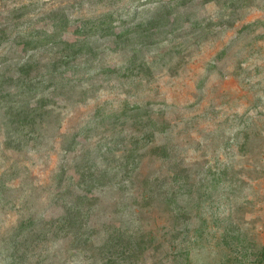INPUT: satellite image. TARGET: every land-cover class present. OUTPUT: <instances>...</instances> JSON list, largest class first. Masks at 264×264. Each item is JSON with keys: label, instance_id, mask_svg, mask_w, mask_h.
Wrapping results in <instances>:
<instances>
[{"label": "rangeland", "instance_id": "obj_1", "mask_svg": "<svg viewBox=\"0 0 264 264\" xmlns=\"http://www.w3.org/2000/svg\"><path fill=\"white\" fill-rule=\"evenodd\" d=\"M137 1L0 0L6 23L34 4L24 29L121 19L70 66L0 47L1 81L30 57L48 80L16 97L43 100L31 127L0 105V264H105L127 242L118 264H264V0Z\"/></svg>", "mask_w": 264, "mask_h": 264}, {"label": "trees", "instance_id": "obj_2", "mask_svg": "<svg viewBox=\"0 0 264 264\" xmlns=\"http://www.w3.org/2000/svg\"><path fill=\"white\" fill-rule=\"evenodd\" d=\"M144 1L148 2L144 4ZM159 1L160 0H138L136 3L139 4H137L138 7H142L150 2L157 3ZM33 5L34 4H28L10 11V15L12 16L7 18L9 21L8 23L3 20L0 21V47L3 44L16 46L14 51L16 57H25L26 54L41 49L58 48L61 51L62 57L59 61H56L54 68H58L63 65L70 66L73 59L83 57L88 54H94L96 56L98 53L94 51L91 39L97 36L107 38L111 35H115V30L118 28L119 24L118 22H121V19L116 16L115 13H108L96 19H76L74 21L64 15H55L51 17V30L34 27L29 29L21 28L19 25L20 23L17 22H19L28 13L29 8ZM133 21L134 16L128 19L129 23H132ZM73 26L78 27L76 35L72 38V40H68L66 36L68 34L70 35V30ZM124 36V34L118 35L117 38H122ZM9 59L10 58L7 54L0 56V65L8 63ZM21 60L26 61L17 64L16 77H6V80L1 81L4 76H0V105L3 106L4 110L9 113V116L14 119L16 118V124L23 125L21 128H25L27 126L31 127L32 124H34L35 121L33 120V113L43 107V100L40 99L39 106L36 107L31 106L30 104L24 105L16 103V99L31 96L34 92H37L36 90L44 88L48 80L43 77L41 68L39 67V64L34 61V57H30L28 60ZM5 86H9V88H5ZM135 108L139 109V107ZM27 109L28 113L26 112ZM67 150H70V147H68ZM64 171L65 167H62L61 172L64 173ZM33 224L34 222L30 221L21 225L19 232L29 228ZM63 224L66 229H70V227L73 226V219H63ZM150 239L148 241L145 238L140 239V243L137 246L141 254L145 253ZM125 246V250H121L120 253L117 252L115 254L113 252V256L109 257L105 264H118L121 257L118 259L115 255H123L124 259L127 258L126 255H136L137 251L133 248L132 243L127 242ZM260 255L261 259L259 261H264V249L261 251Z\"/></svg>", "mask_w": 264, "mask_h": 264}]
</instances>
